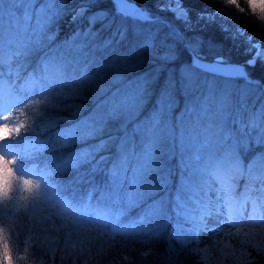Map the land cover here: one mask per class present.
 Here are the masks:
<instances>
[{
	"label": "trees",
	"instance_id": "1",
	"mask_svg": "<svg viewBox=\"0 0 264 264\" xmlns=\"http://www.w3.org/2000/svg\"><path fill=\"white\" fill-rule=\"evenodd\" d=\"M134 1L145 8L156 21L147 25L134 16L118 14L117 17L127 18V22L121 21L112 14L117 11L115 0H103L102 4H98L97 0H68V7L53 25L58 33L54 45L49 47L45 42L42 46L33 48L28 55L19 59V63L12 62L11 71H9L7 52L5 53L3 67V79L7 84L5 93L10 88L17 91L21 88H30L33 65L40 57L39 53L55 47L62 35L65 38L75 32L88 29L92 14L99 16L101 9L106 11V18L97 20L91 27L90 32L95 34L93 37L95 42L91 44L89 40L87 41L88 50L93 56L107 63L115 60V68L123 79L119 85H112L113 89L139 73L154 74L153 84L149 87L150 92L144 95L145 103L141 109L144 113L147 106L153 102L157 90L167 84L168 79H164L162 72L160 73V71L166 73L168 66L164 65L172 64L171 62L178 55L185 57L186 60L192 58L191 50L187 46L188 41L199 40V53L204 57L221 56L226 60L242 61L244 64L254 54L248 50V38H251L253 43L257 41L259 44H264V27H261L264 21L250 11L240 12L232 8L226 0H180L193 22V30L186 29L171 11H161L158 4L163 0ZM238 2L242 7L247 8V0H238ZM81 4L88 7V12L73 21L70 16ZM200 14H215V21L208 22L206 19L198 21ZM156 22L160 24L154 28ZM169 27L178 35L167 34ZM237 29L242 30L245 35H237ZM121 30H127L129 39L117 44L113 33ZM149 32L153 35L159 34L153 54L130 53L128 49L136 37L141 33ZM165 36L167 38L163 40ZM110 37L113 39L112 45L104 47L105 40ZM82 42H84L83 37L80 38L79 43ZM101 43L102 45L99 46ZM169 48L174 50L171 60L165 62L156 58L157 55L167 52ZM30 56L35 60L25 63L23 59ZM154 71L157 73H153ZM247 71L254 81L260 82V86L264 84V62L257 60L254 67H247ZM111 75L110 71L106 72L103 80L92 82L78 92L69 86L63 90H54V94H45L43 98L38 95L33 96L31 100H25L19 109L12 111L17 115L18 122L24 124L19 133L13 130L10 135L5 136L12 146L13 157L21 160L22 166L31 160L36 162V170L40 169L37 179L43 191L45 180L38 177L47 173L45 176L47 195L52 198L49 201L41 199L35 201L34 206L27 205L25 200L15 198L7 204V207L0 199V229L5 230L16 264H197L189 247L184 246L193 239L192 222L185 220L183 215L175 214V202L179 195L188 214L195 218L198 215L196 209L202 201L204 188L209 181L206 183L198 180L199 177L196 181H191L192 178L182 175L180 168L186 166L184 161H187L180 159L181 154L177 153L171 160L164 161L163 165H159L158 172L142 176L137 189L134 190L136 202L128 206L124 213L111 223H105L110 211L107 201L98 197L93 201L83 200L93 187L103 191L108 186L107 171L93 174L91 169L96 166L95 162L83 164L79 168L67 166L58 171L51 170L62 161H71L73 158L83 159L84 154L90 150L96 152L97 159L100 156L106 157L100 165L102 169L118 159L119 134L128 130L127 128L132 126L134 121L131 119L125 121L123 115L119 119L109 120L101 127L94 120L96 107L101 103L99 101L107 95L100 94L99 88L110 84ZM230 80L233 83L244 81V87L248 85L244 79L233 77ZM182 85L184 83L179 87L176 83L172 90L179 92ZM249 89L246 87L245 95H248ZM28 94L31 95V91ZM45 99L50 103H44ZM247 99L251 100V97L248 95ZM239 100L238 106L244 103L245 107L239 116L247 120L252 115L246 105L250 102H239ZM92 116L88 132L87 130L82 132L84 123L81 124V119L88 120V117ZM240 120L241 118L233 119L234 129L242 127ZM48 121H52L56 127H50ZM65 128H69L70 136H75L76 139L71 143H65L62 147L54 148L57 131ZM101 141L105 142L102 150H100ZM39 143L40 146H37ZM163 150L165 149L156 151L155 159L162 158L159 152ZM248 152L264 153V145L254 143L251 148L240 151L239 155L245 167L248 164L247 157L250 155L247 154ZM217 173L218 176L214 178H223L225 188L232 190L237 200L251 197L260 204L264 200V193L259 191V183L241 174L239 170L225 171L223 176H220L221 170ZM152 177L155 179L153 183L149 182ZM183 182L186 184L181 186ZM125 191H128L127 185ZM148 199L157 201V206L165 209V213L158 219L143 218L140 203ZM25 216L27 220L24 219ZM45 223H47L46 228ZM73 225H75L74 230ZM152 234H157L159 238L153 239ZM145 236L148 238L145 239ZM36 240L41 242L37 248L42 246L43 253L38 250L33 254ZM133 240L139 242L133 246ZM191 247L196 248L195 244ZM142 251L150 253L146 261L141 259ZM197 251L200 253V264H208L201 252ZM128 257H131V261L127 259Z\"/></svg>",
	"mask_w": 264,
	"mask_h": 264
},
{
	"label": "snow or ice",
	"instance_id": "2",
	"mask_svg": "<svg viewBox=\"0 0 264 264\" xmlns=\"http://www.w3.org/2000/svg\"><path fill=\"white\" fill-rule=\"evenodd\" d=\"M5 0H0V4H4ZM11 4L25 3L32 5L29 12L25 13L22 17L23 24L17 21V28L14 35H10L8 40L5 41L3 37H0V81L3 79V67L4 57L7 52L9 58V71L12 70V62L19 63V59L25 56V53L31 51L33 48L42 46L47 42L51 47L56 39L57 31L53 25L62 16L65 9L68 7V0H9ZM226 3L231 5L232 8L239 10L240 12L250 11L253 15H258L261 21H264V0H247V8L241 6L238 0H226ZM123 9L118 8L117 11L122 15H129L128 9H132L133 5L129 4L127 0H121ZM161 11H171L174 13L175 18L181 21L185 28L193 30L194 25L191 18L187 14V10L181 6L180 0H163L158 4ZM39 9V11H37ZM88 12L87 6H79L73 10V21L82 17ZM135 18L141 22H152L153 17L140 12L139 9L135 10ZM105 16H98L92 14L89 19V28L83 32H75L73 36L75 39L71 44H65V51L63 55L45 57L41 62L42 66L37 68L31 77L30 88H21L17 91L14 88H10L6 94H0V116L8 120L9 123L0 122V137L10 135L13 130L19 133L20 128L24 127L23 123H16L14 125L10 122V117L5 115L7 112L19 109L25 100H31L33 96H41L45 94H54V90H63L65 87L71 86L75 91H79L87 87L90 83L98 80H103L106 72H111L109 77L110 84L102 85L99 90L100 94H107L103 103L98 106L97 112L94 116V120L98 126H103L109 120L119 119L123 115H127L138 104L139 96H134L132 93L124 91L120 88H112V85H119L123 79L121 73L115 68V60L111 63L105 62L103 59L96 58L88 50L87 41L89 38L95 36L90 32L91 27L97 22V20L105 19ZM215 14H200V19H206L208 22L215 21ZM35 22V26L33 23ZM261 27H264V23H261ZM178 35L177 33H172ZM237 35H245V33L237 29ZM158 33L153 35L151 32L147 34H139L132 45L129 47V52L132 54L147 53L152 55L155 51L156 41L158 39ZM83 37L82 43L77 44V41ZM113 37H116V43L125 42L129 39L127 30H121L118 33L114 32ZM195 39V38H194ZM113 39L107 38L104 42V47L112 45ZM249 51L254 54L245 62V64H231L223 57H217L212 63L203 62L199 53L200 41L196 40L188 41V48L192 53V64L194 67L203 69L212 73L223 74L226 78H240L244 79L248 84H255L259 86V81H254L251 78V74L247 71V67H254L257 60L264 62V44L253 43L251 38H248ZM174 50L169 48L167 52L162 55H157V59H163L168 62L173 58ZM189 83L186 87H191V76L188 77ZM143 87V85H141ZM38 90V91H37ZM31 91V95L28 92ZM44 103H50L46 99ZM172 99L167 98V103L162 107L151 119L142 126L137 127V134L145 138L141 149L137 151L134 142L122 141L119 145V157L113 161L107 168H101L106 157L100 156L96 158V152L90 150L84 154V158H73L71 161H62L57 164L51 170H60L63 167L72 166L79 168L83 164L95 162V167L91 169L92 173L107 171L108 186L101 191L100 189L93 187L87 193V199L89 201L96 199L105 200L110 205V211L105 223H111L112 220L118 219L120 215L124 213L126 208L134 200L135 189L142 176L146 175L153 167L155 162V152L157 151L158 144L165 137L175 138L176 136V124L169 123L165 118L166 109L171 111ZM193 113H196L195 106L192 109ZM188 110L185 109V114ZM208 107L207 104H202L200 107V113H197V119L201 120V114L203 117H207ZM179 117V127L182 129L180 133L181 144L184 143L185 133L187 128L184 123V115ZM241 128H236L234 131L221 127L213 122L211 126L200 123H193L192 134L195 138L194 154L190 157L189 164L194 172L208 173L211 170H227L228 168L237 169L241 174L247 175L254 182L259 183V191L264 193V153L254 155L251 161L245 167L240 158L237 155L238 151H243L245 148H251L254 143L264 145V108L259 109L258 112H254L247 120L241 119L239 121ZM50 127H56L52 121H48ZM192 137H189L191 139ZM76 139L75 136L63 134L59 130L56 133V141L53 147H62L65 143H71ZM105 142L101 141V148L103 149ZM10 147V145L6 146ZM0 161H3L0 165V199L7 204L15 199V193L19 191V188L13 186V165H17L16 159L5 160L0 157ZM16 171L23 177V166H18ZM32 174V173H30ZM47 173L45 174V176ZM45 176L38 177L45 180L44 193L47 195V181ZM23 191L31 193L34 188L39 185H33L31 180H22ZM128 187V191H125V187ZM21 200L27 199L25 196L20 197ZM158 202L155 200H144L140 203L142 216L144 219L152 220L158 219L160 215L165 213L163 207L157 206ZM264 207V204H261ZM198 215L193 218L188 214L184 203L180 196H177L175 202V214L177 216L183 215L185 220L192 222L193 239L188 241L185 247H189L190 253L196 258L197 264H200V253L196 248L191 247L196 243L198 237L195 233L204 231L207 229L206 218L212 213H222L223 206L217 201L216 205L208 200L207 203L200 201L199 207L196 209ZM25 220L28 218L25 216ZM38 227V226H37ZM47 223H45V228ZM75 225H73V230ZM143 235V233H139ZM145 239L148 237L145 236ZM152 238H159L157 234H152ZM139 241L133 240V246ZM37 245H41L39 240H36L33 246V254L36 251L43 253L42 246L38 249ZM202 246V245H200ZM46 254V253H45ZM150 255L148 252H143L141 259H147ZM131 261V257L127 258ZM253 258L250 256L249 261ZM0 264H16L13 259V251L9 246V239L5 234L4 229H0Z\"/></svg>",
	"mask_w": 264,
	"mask_h": 264
},
{
	"label": "rangeland",
	"instance_id": "3",
	"mask_svg": "<svg viewBox=\"0 0 264 264\" xmlns=\"http://www.w3.org/2000/svg\"><path fill=\"white\" fill-rule=\"evenodd\" d=\"M97 2L98 4H102L103 0H97ZM115 4L117 7L116 9H118L119 6L116 0ZM79 6L86 5L81 4L77 7ZM31 8L32 5L30 4H11L9 3V0H5L4 4H0V37H3V39L7 41L10 35H14L17 28V21L19 20L22 25V17L25 13L29 12ZM99 8L100 7H98V9ZM37 11H39V9H37ZM112 14L114 17H117V15L120 13L118 11H114ZM145 14L150 16L148 12ZM72 15L73 13L70 16L71 19ZM105 15L106 11L101 9L99 11V16ZM123 17L124 18H117L125 22L127 18L125 16ZM155 21L156 20L154 19L153 23ZM144 23L148 25L152 22L145 21ZM158 24L160 23L156 22L154 24V28L158 27ZM33 26H35V22L33 23ZM166 33L170 35L175 32L169 27L168 32ZM166 38L167 36L163 37V40ZM74 39L75 37L73 34H70L65 38L62 35L55 47L50 48L49 51L45 50L44 52L41 51L39 53L40 57H38L35 61L32 70L35 71L37 68L41 67V62L45 59V57L63 55L65 51V44H71ZM79 41H77V43H79ZM89 41L91 44H94L95 42L93 38H89ZM255 43L259 44L257 41H255ZM100 45H102V43L99 44V46ZM28 53L29 52L25 53V55H28ZM200 55L203 56L201 53ZM32 56L23 59L24 62H33L35 58ZM179 57L180 55H178V57H176L174 61L171 62L172 64L164 65L168 66L165 70L166 73L164 71H160V73L162 72L164 79H168L167 84L166 86L163 85L157 90L153 102L147 106L145 113L141 111L145 103L144 95L150 92L149 87L153 84L152 75L154 74L150 75L147 73H139L135 76H132L129 80L122 83L118 87L124 91L132 93L134 96H139L138 104L132 109V111L122 117L125 119V121L127 119H131L134 122L132 123V126L127 128L128 130L119 134L118 142L120 144L122 141L134 142L137 151H139L145 142V138L137 134V127L147 123L154 114H156L162 107L166 105L167 98L171 97V111L166 109L165 118L169 121V123L177 125L176 136L175 138L165 137L158 144L157 152L160 151V149L165 150L159 152L162 154V158L158 160L155 159L154 165L149 170L148 174L158 172L160 170L159 165H163L165 163L164 161L168 159L171 160L177 155V153L181 154L179 156L180 159H185L187 161H184L186 166L180 168L181 172L183 173L182 175L185 174L186 177L189 176V178H192L191 181H196L197 177L200 178L198 180L205 181L206 183L209 181L204 188L202 201L207 203L208 200H210L213 205H216L217 201H219V204L223 206L222 213H212L211 215L207 216L205 221L207 223L206 230L195 233V236L198 237L195 243L197 250H199L206 258L208 264H264V207H261V204H264V200H262L261 204L258 203L256 199H252L251 197H245L241 198V200H237L234 192L228 188H225L223 178H214L215 176H218V170H211V173L194 172L189 164L190 157L194 154V149L196 147L195 138L192 134L193 123H203L211 126L214 122L221 127L234 131L235 129L232 126V121L233 119H242L243 116H239V113H243L242 111H244L245 108L244 103H240L241 105L238 106V99L243 100H239V102H250L249 104H246L248 106L247 110L249 113L252 112L253 114L254 112H258L259 109L264 108V87L263 85L260 86V84L259 86L255 84H248L246 87H249L250 89L247 90V94L251 97V100H248V95H245L244 92L246 90V87H244L245 85H243L244 81L233 83L230 78H226L224 75L210 73L203 69L194 67L190 62L191 59L186 60V58L183 56L180 58ZM217 57L221 56H215L214 58ZM158 68L159 70H162L161 67ZM168 69L172 70L168 71ZM155 72L156 71L153 73ZM189 75L191 76V87H186V85L189 83ZM169 76L171 78H168ZM176 83L179 87L182 83H184L179 92H174L172 90V87H174ZM141 85H143V87H141ZM6 88V81L2 79V81H0V94H6ZM105 98L106 96L103 97L99 102L103 103ZM205 103L208 107L207 117H203L201 114L202 118L201 120H198L197 113H200V107ZM100 104H98V106ZM98 106L96 107L95 114L97 112ZM194 106L196 108V113H193L192 111ZM185 109L188 110L187 114H185ZM181 114H185L184 123L187 128L183 145L181 144L180 138L182 129L179 127V117ZM5 115L10 117V122L12 125L18 122V117L17 115H14L13 112H7ZM89 117L88 120L81 119V124L82 122L84 123L82 126V132H85L88 129L91 119H93V116L91 118ZM0 122L9 123V121L5 120L2 116H0ZM65 129H62L60 132L71 135L69 128ZM86 132H88V130ZM189 137L192 138L189 139ZM8 145V140L5 137H0V157H3L5 160H11L14 158L12 146L6 147ZM38 145L40 146V143L37 144V146ZM157 152H155V157ZM239 154L240 151L237 152V155L240 158L241 156ZM247 154L249 155L250 152ZM259 154H250L247 157V162L249 163L254 155ZM16 161L17 165L12 166L13 186L19 188L20 190L15 193V198L19 199L21 196L27 197L25 202L27 205L30 204V206H34L35 201H40V199L42 201L51 200V197L43 194L44 191L40 188V186L34 188L31 193L23 191V179L31 180L33 185H39L37 174L40 173V169L36 170V162L31 160L25 166H23L24 175L21 177L20 173L16 171V168L21 166V160L17 159ZM241 162L243 164V160H241ZM2 163L3 161H0V165H2ZM231 170L237 169L228 168L226 171ZM221 172L222 173L220 176H223L225 170H221ZM154 180V177H152L149 182L153 183ZM185 182H183L181 186L186 184ZM218 186L220 187L218 188ZM83 200L85 202L89 201L87 196H84ZM200 232H204L212 236L211 238L213 242V248H211V250L206 245L202 244L199 235ZM250 256L253 258L251 261H249Z\"/></svg>",
	"mask_w": 264,
	"mask_h": 264
},
{
	"label": "water",
	"instance_id": "4",
	"mask_svg": "<svg viewBox=\"0 0 264 264\" xmlns=\"http://www.w3.org/2000/svg\"><path fill=\"white\" fill-rule=\"evenodd\" d=\"M116 2L118 4L119 8L123 9V6L121 4V0H116ZM127 2L131 5H133L132 9L127 10L129 12V15L135 17L136 16V12H135L136 9H139L140 12H142V13H146V9L141 7L140 5H138L134 0H127ZM201 57H202L203 62L212 63L216 60V58H214V57L213 58H207L204 56H201ZM227 61L231 64H244L242 61H235V60H227ZM190 62L192 63V58H191ZM210 73H212V72H210ZM214 74H220V73H214ZM221 75H223V74H221ZM263 87H264V84H263Z\"/></svg>",
	"mask_w": 264,
	"mask_h": 264
},
{
	"label": "bare ground",
	"instance_id": "5",
	"mask_svg": "<svg viewBox=\"0 0 264 264\" xmlns=\"http://www.w3.org/2000/svg\"><path fill=\"white\" fill-rule=\"evenodd\" d=\"M199 235H200V240H201L202 244L206 245L211 250V248H213L212 247L213 246V242H212V238H211L212 236L210 234H206L204 232H200Z\"/></svg>",
	"mask_w": 264,
	"mask_h": 264
}]
</instances>
